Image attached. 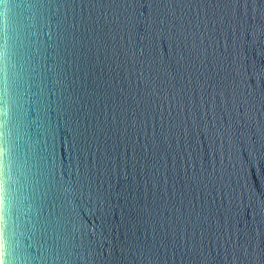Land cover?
I'll use <instances>...</instances> for the list:
<instances>
[{"label":"water","instance_id":"95a60500","mask_svg":"<svg viewBox=\"0 0 264 264\" xmlns=\"http://www.w3.org/2000/svg\"><path fill=\"white\" fill-rule=\"evenodd\" d=\"M3 264H264V0L0 3Z\"/></svg>","mask_w":264,"mask_h":264},{"label":"snow or ice","instance_id":"6c2138e0","mask_svg":"<svg viewBox=\"0 0 264 264\" xmlns=\"http://www.w3.org/2000/svg\"><path fill=\"white\" fill-rule=\"evenodd\" d=\"M0 3H5V4H7V0H0ZM2 236H3V232L0 231V237H2ZM0 264H3V260H0Z\"/></svg>","mask_w":264,"mask_h":264}]
</instances>
